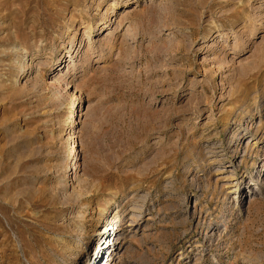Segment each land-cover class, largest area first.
Instances as JSON below:
<instances>
[{
  "label": "rangeland",
  "instance_id": "374dc122",
  "mask_svg": "<svg viewBox=\"0 0 264 264\" xmlns=\"http://www.w3.org/2000/svg\"><path fill=\"white\" fill-rule=\"evenodd\" d=\"M261 168L264 0H0V264H264Z\"/></svg>",
  "mask_w": 264,
  "mask_h": 264
},
{
  "label": "bare ground",
  "instance_id": "6f19581e",
  "mask_svg": "<svg viewBox=\"0 0 264 264\" xmlns=\"http://www.w3.org/2000/svg\"><path fill=\"white\" fill-rule=\"evenodd\" d=\"M92 31V30H91ZM71 56V55H70ZM61 92H59L58 96H56L55 98H59L62 96V94H60ZM63 98V97H62ZM75 123L74 118L71 121V124L69 125V127H75V125H73ZM241 127V126H239ZM239 129V128H238ZM226 131V127L224 128V132ZM72 138V137H71ZM244 138V136L242 135V132H238L235 136L236 141L238 140H242ZM252 139H257V141H259L261 139V137H257V134H253L252 135ZM247 148L248 143H247ZM232 150V148H228V152L230 153V151ZM78 153V145H76V142H72V146H70V149L67 153V157L69 159V161H71V163H69V167L71 166H75L77 164L76 162V155ZM211 160H213L214 162L218 163V167L216 168V171H224V168L221 167V164H223L222 166H226L224 163H226V154H216V152H214V150L211 152ZM229 161V160H228ZM232 164V166L234 165V161H232L230 159V161ZM222 169V170H221ZM261 170H264V168H261ZM68 178V176H67ZM140 198V197H139ZM144 198V197H143ZM139 200V199H138ZM145 203H144V199H140L138 202H135V208H137V211H141L142 208L144 207ZM117 213V212H116ZM115 216V215H114ZM137 216V214H134L133 217ZM112 220V219H111ZM111 221L110 219L105 220L104 225L101 226L100 229H98L94 235V237L92 238L93 244L89 245V249H88V253H90V257L89 259H87L85 262L88 264H98L96 263V261L98 260L99 255L103 252V251H109L110 250V254L109 256L106 258L107 260L105 261L104 259H102V263L101 264H111V262L116 260V256L117 253L119 251V249L121 248L120 245L117 246H112V245H108V238H110L111 234L114 233L112 232V230L114 231V229H117V227H114L111 225ZM87 246L88 243L86 242ZM114 264V263H112Z\"/></svg>",
  "mask_w": 264,
  "mask_h": 264
}]
</instances>
